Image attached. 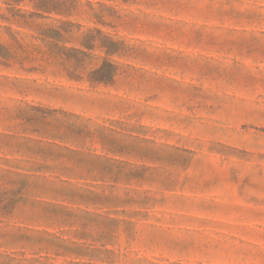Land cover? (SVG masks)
I'll return each mask as SVG.
<instances>
[{"label": "rangeland", "instance_id": "1", "mask_svg": "<svg viewBox=\"0 0 264 264\" xmlns=\"http://www.w3.org/2000/svg\"><path fill=\"white\" fill-rule=\"evenodd\" d=\"M0 264H264V0H0Z\"/></svg>", "mask_w": 264, "mask_h": 264}]
</instances>
